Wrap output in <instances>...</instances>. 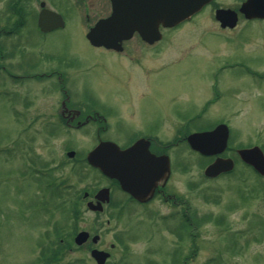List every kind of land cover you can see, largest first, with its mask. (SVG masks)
Wrapping results in <instances>:
<instances>
[{"label": "rangeland", "instance_id": "obj_1", "mask_svg": "<svg viewBox=\"0 0 264 264\" xmlns=\"http://www.w3.org/2000/svg\"><path fill=\"white\" fill-rule=\"evenodd\" d=\"M13 1L0 0V35L16 20L8 10ZM43 1L63 16L64 29L48 34L38 29ZM243 1L214 0L191 21L162 30L159 43L150 46L134 37L114 55L86 39L89 28L109 15V0H22L29 18L25 26L15 36H0V264H43L53 256L52 264H94L87 251L68 249L77 230L96 228L102 229L103 246L116 245L111 264H209L210 259V264H264V179L236 155L237 149L262 145L264 136V21L240 16L238 26L228 30L215 19L218 8L238 11ZM29 61L39 62V71L59 70L72 103L84 97L118 101L117 112L105 110L111 132L100 140L123 146L134 141L128 129L139 125L140 106L152 116L156 104L164 113L178 112L167 123L181 127V115L193 110L198 115L218 81L224 96L212 99L210 112L192 127L202 131L225 123L230 128L226 157L236 161L234 172L206 178L211 160L181 141L170 185L178 208L163 201L151 208L129 205L122 214L88 212L80 197L109 185L85 164L99 138L93 126L69 131L60 124L64 95L57 77L13 79L10 74L30 73L27 66L15 70L16 62ZM118 120L125 125L119 130ZM54 122L59 126L51 127ZM173 134L165 131L159 139L182 140ZM69 151L76 152L74 158ZM49 183L60 193L48 189Z\"/></svg>", "mask_w": 264, "mask_h": 264}, {"label": "water", "instance_id": "obj_2", "mask_svg": "<svg viewBox=\"0 0 264 264\" xmlns=\"http://www.w3.org/2000/svg\"><path fill=\"white\" fill-rule=\"evenodd\" d=\"M212 0H112L113 13L104 20L99 21L87 35L90 43L95 47L122 51V43L132 38L135 32L149 42L154 43L161 40L160 26L164 28L175 27L190 19ZM44 6V4H42ZM240 12L247 19H264V0H247L241 7ZM216 19L223 28H234L238 22V15L230 10H218ZM39 28L47 33L63 28L65 22L61 15L43 10L39 17ZM228 128L223 125L214 132L197 133L188 138L191 147L204 156H214L224 152L227 147ZM144 140H140L133 148L120 151L112 143H103L88 155L91 165L99 168L105 175L117 178L122 188L137 199L146 191L143 184L146 180L144 169L148 166L147 160L143 158L148 152L141 149ZM239 154L244 162L252 165L258 172L264 175V157L255 149L241 150ZM69 156L73 157L74 153ZM138 156L137 158H135ZM234 162L231 159H217L210 165L205 175L217 177L222 173L233 169ZM155 182L166 180L170 165L167 159L157 158L155 160ZM108 190H102L99 194L101 200L108 197ZM87 196V194H86ZM89 208L98 210L92 203ZM87 233H80L76 238L78 244H83L88 239ZM99 264H104L107 254L93 252Z\"/></svg>", "mask_w": 264, "mask_h": 264}, {"label": "flooded vegetation", "instance_id": "obj_3", "mask_svg": "<svg viewBox=\"0 0 264 264\" xmlns=\"http://www.w3.org/2000/svg\"><path fill=\"white\" fill-rule=\"evenodd\" d=\"M21 2H22V0H15L8 5L9 6L8 10L10 11V16L13 18L15 17V19H16L15 22L18 20V18H17L16 12L14 11V8L18 9L17 5L20 4ZM41 3H44V2H40V11L42 10ZM109 4H110V13L109 14H111L112 9H111L110 0H109ZM22 9H23L22 14L24 15V17L22 18L21 22L24 25L29 18L27 17V13H26L25 8L22 7ZM40 11L37 14V20H38ZM15 22L13 23V25H16ZM10 31L11 30H4L3 34H1L0 36H5ZM134 37H137L141 40V38L137 34H135ZM128 42H125L123 44L124 51H125V44ZM143 43L146 44L145 42H143ZM109 52H113V51H109ZM0 53H2V50H0ZM122 53H112V54L120 55ZM1 58H4V57L1 56ZM29 62H30V64L29 63L21 64L20 62L17 64V62H16L15 66H14L15 70H19L21 67L27 66V68L29 67L30 73L23 72L24 74H22V75L10 74L13 77V79L22 80V82H24V81H30L31 82V81H36V80L42 81L45 79L50 80L53 77H57L56 84L58 85L60 92L64 95V98H62V100L60 102V110H59V119L60 120H58L60 122V124L63 125L64 127H66V129L69 131H72V130L82 131L83 129H86L88 127L93 126L94 127V134L97 138H99L98 144L101 141H106V140H100V138L107 136L111 132V124L108 122V118L106 117V114H108V113H106L105 110L108 109L111 112L109 114L117 112L118 111L117 106L119 105L118 101L114 100V102L117 103V105H116V104H112L109 100H108L109 102L107 100H103L105 102H102L101 99L96 98V97H93V98L84 97L79 103H72V99L70 98L67 90L65 89L66 78L62 75V73L59 70H56L54 72H47L46 70L39 71V64H40L39 62L38 63L32 62V61H29ZM0 69H4V68L0 67ZM221 74H224V73H221ZM154 75H157V73H155ZM212 86H213V93H212L210 98L215 99V100L222 98L224 96V93L220 89L218 81L214 82ZM150 91H151V89H150ZM149 92L147 91L146 96H148ZM144 98H147V97H144ZM212 99H210L206 103V105H204V108L198 113V115H196L194 113V110L188 114H184V115L180 114L184 118V125L181 127L173 126V125H170L167 123L171 119V117H172L171 115L179 116L178 112H171L170 114L164 113L163 111H160L161 109H160L159 105L156 104V106H157L156 115L155 116H152V114L146 115L143 106H140V104L138 103L137 105L140 106L139 109L141 110L140 113H141L142 119L139 122V125L136 126L137 128L135 130L132 131V129H128V130H130V132H132L133 137H134V139H133L134 141H131V142L125 144L124 146L120 145L118 143L117 144L120 146V148L122 150H126V149H129L131 146H133V144L136 141H138L139 139L148 140L149 143L146 142L145 145L140 147L141 149L146 150L147 152L149 151L148 155L146 154L143 157L147 160V163H149L148 166H146L144 169V173H145L147 178H146L143 186L146 189V191H144L143 193L140 194V196H139L140 199H137L134 195H131L130 192L124 191L122 189L120 183L116 179H108L107 181L109 182V185L106 188L109 190V200H105V198H103V200H104V202L102 203L103 210L99 209L97 212H92V211H89V212L96 214L98 216L108 214V212H112V211H113L112 213L122 214V213L126 212V210L129 208V205L151 208L150 206L154 205L156 202H163V201L167 202V203L170 202V203H172L173 207L175 206V208H178L179 207V198L174 193L173 187H171L170 185H171V180H172V176H173V166H174L173 158H174V155L176 154L175 149L178 147L179 144L177 143L176 140L172 141L169 144H165L159 138H162L161 136L163 135V133L165 131H167L169 134L171 132V130L174 133L171 138L175 139L176 137H179V136H183V138H187L188 136H190L191 134H194V133L211 132V131L215 130L219 125L225 124V123H218L217 125H215L213 127L210 126L206 130H202V131H197V130H195L194 127H192V124L195 122L196 119H199V117H201V115H202V113H204V111L206 112V114H207L208 110L210 112V107L214 103V101H212ZM260 100L263 101L261 104L263 107L264 106V98H260ZM99 105H102L101 110L97 109V106H99ZM40 115L45 117L46 113H43ZM115 123L119 125V126L117 125V128H116L117 130H119L120 128H123V126H125V125H122V123H120L119 120L116 121ZM56 124L57 123L54 122L50 126L51 127L52 126L57 127L58 125H56ZM260 137L261 136L259 133L258 138H260ZM263 138H264V136H263ZM263 138L261 139L262 141L260 142V143H262V145L261 144H254L253 147H259L262 150V152L264 153ZM230 139H231V131H230L229 141H230ZM107 141H109V140H107ZM98 144H96V146ZM229 147H230V145L228 143V147H227L226 151L220 155L211 157L210 158L211 162H213L217 158H229V157H226L229 153L228 152ZM250 148H252V147H250ZM238 150H240V149H237L236 153L238 152ZM165 155L168 156V158L170 160V165H171L170 175L167 176L166 180L162 179V180H159L158 182H155V175H156L155 160H157V158H162V156H165ZM137 157L138 156H136L135 158H137ZM260 178L264 179V177H262V176H260ZM95 194L89 200L97 201ZM98 208H100V206H98ZM107 223H109V221H107ZM79 232H88L90 234L88 240L85 243L81 244L80 246H78L74 243V238ZM76 235L72 238V240H73L72 244L73 245L69 246L68 251H74L75 249L87 251V253L90 254V257H91L92 261L94 262V264H98V262L93 259L92 252L93 251H99V252H103V253L108 255V259L104 262V264H111L113 262L114 250H115L116 245L112 244V243H110V245L108 247H105L102 245V241L104 238L102 236L103 234H102L101 228H96V230H94V229H88V230L87 229H79V230H77ZM211 260L212 259H210L209 264L211 263ZM82 261H83V259H77V262H82Z\"/></svg>", "mask_w": 264, "mask_h": 264}, {"label": "trees", "instance_id": "obj_4", "mask_svg": "<svg viewBox=\"0 0 264 264\" xmlns=\"http://www.w3.org/2000/svg\"><path fill=\"white\" fill-rule=\"evenodd\" d=\"M17 7H18V9L17 8H14V11L16 12V14L18 16V20L15 22L16 25L13 26V29H12L11 33L12 32H15V31H18L23 26V24L21 22L22 18L24 17V15L22 14L23 9L20 6V4H18ZM48 185H49V187L51 186V189H53L52 192L54 194H57V191H58V194L60 193V190H59L60 187L58 185H56L55 183H49ZM76 204L78 205V203H76ZM76 204H73L75 206L74 211H76L77 208H78ZM187 223L189 224V221H187ZM54 259H56V257H54V256H53V259L46 257V258H44V261L43 262H44V264H52L53 263L52 260H54Z\"/></svg>", "mask_w": 264, "mask_h": 264}]
</instances>
